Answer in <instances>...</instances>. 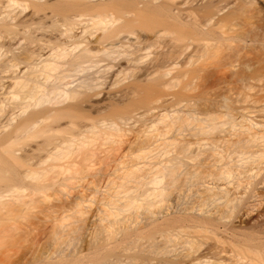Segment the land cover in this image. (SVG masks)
<instances>
[{
  "label": "bare ground",
  "instance_id": "bare-ground-1",
  "mask_svg": "<svg viewBox=\"0 0 264 264\" xmlns=\"http://www.w3.org/2000/svg\"><path fill=\"white\" fill-rule=\"evenodd\" d=\"M0 264H264V0H0Z\"/></svg>",
  "mask_w": 264,
  "mask_h": 264
},
{
  "label": "rangeland",
  "instance_id": "rangeland-1",
  "mask_svg": "<svg viewBox=\"0 0 264 264\" xmlns=\"http://www.w3.org/2000/svg\"><path fill=\"white\" fill-rule=\"evenodd\" d=\"M106 90H107V89H106ZM91 204H92V203H91ZM93 204H94V203H93ZM96 204H97V203H96V201H95V204H94L95 206H94V205H92V207H93V206H94V207H96V206H97ZM94 207H93V208H94ZM91 209H92V208H91ZM94 209H95V208H94Z\"/></svg>",
  "mask_w": 264,
  "mask_h": 264
}]
</instances>
